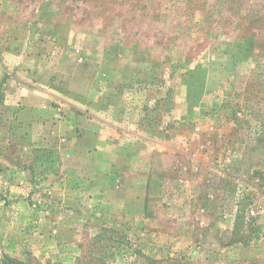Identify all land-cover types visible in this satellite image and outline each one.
Masks as SVG:
<instances>
[{
  "label": "rangeland",
  "instance_id": "rangeland-1",
  "mask_svg": "<svg viewBox=\"0 0 264 264\" xmlns=\"http://www.w3.org/2000/svg\"><path fill=\"white\" fill-rule=\"evenodd\" d=\"M0 264H264V0H0Z\"/></svg>",
  "mask_w": 264,
  "mask_h": 264
},
{
  "label": "trees",
  "instance_id": "trees-1",
  "mask_svg": "<svg viewBox=\"0 0 264 264\" xmlns=\"http://www.w3.org/2000/svg\"><path fill=\"white\" fill-rule=\"evenodd\" d=\"M247 239H249V236H246Z\"/></svg>",
  "mask_w": 264,
  "mask_h": 264
}]
</instances>
